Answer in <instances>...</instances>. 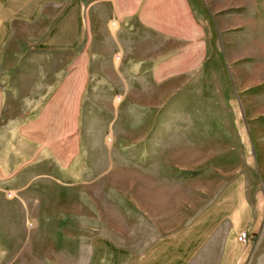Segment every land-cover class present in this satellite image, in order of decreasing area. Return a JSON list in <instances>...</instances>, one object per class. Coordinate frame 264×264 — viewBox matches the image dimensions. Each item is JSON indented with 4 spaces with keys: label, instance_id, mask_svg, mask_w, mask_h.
Segmentation results:
<instances>
[{
    "label": "rangeland",
    "instance_id": "374dc122",
    "mask_svg": "<svg viewBox=\"0 0 264 264\" xmlns=\"http://www.w3.org/2000/svg\"><path fill=\"white\" fill-rule=\"evenodd\" d=\"M193 6L199 27L140 30L170 50L165 65L172 72H122L120 37L112 42L108 35L82 57L81 72H64V85L80 89L79 107L66 102L57 125L48 119L55 129L48 136L63 128L64 140L29 145L48 147L65 168L52 165L46 174L36 167L11 179L0 173L1 240L7 230L18 234L16 258L1 264H59L78 238L83 257L85 242L111 227L129 232L118 237L123 242L147 246L159 230L185 223L159 219L171 207L154 204L161 181L177 180L183 195L191 188L192 208L178 204L177 211L194 214L202 181L211 203L237 176L255 185L264 178V0H193ZM167 31L176 35L163 45ZM35 73L31 81L56 79V72ZM7 99L6 93L0 104L1 164L16 145L8 139Z\"/></svg>",
    "mask_w": 264,
    "mask_h": 264
},
{
    "label": "crops",
    "instance_id": "0c3cea01",
    "mask_svg": "<svg viewBox=\"0 0 264 264\" xmlns=\"http://www.w3.org/2000/svg\"><path fill=\"white\" fill-rule=\"evenodd\" d=\"M194 26L199 27L193 0H0V104L7 93L8 139L16 144L8 163H0V173L8 172L11 179L40 167L37 171L48 174L52 165L55 171H64L57 153L44 146L32 145L31 150L29 142L64 140L63 128L48 136L55 130L48 126L49 118L57 125L65 116L66 102L68 108L80 105V89L64 85V72H81L82 57L90 56L103 36L112 42L111 36L120 37L116 45L122 72H172L165 65L170 50L140 30L154 34ZM175 35L165 32L163 45H170ZM161 51L166 58L158 55ZM202 57L197 53V67ZM29 72H56V79L31 81ZM140 107L137 103L133 108ZM161 182L165 184L157 187L161 191L154 204L163 211L166 205L171 207L168 216L160 211L159 219L185 223L159 230L160 235L142 248L118 239L129 234L123 227L106 228L105 234H93L85 242L83 257L78 238L59 264H264L263 177L255 185L246 176H237L220 187L211 203L208 182L202 181L200 208L194 214L177 211L178 204L184 210L192 208L191 188L185 186L189 193L183 195L177 191V180ZM173 207L176 211L171 212ZM242 232L250 236L247 244L238 240ZM17 235L14 229L7 230L2 242L0 233V264L16 258Z\"/></svg>",
    "mask_w": 264,
    "mask_h": 264
},
{
    "label": "built area",
    "instance_id": "2783aa9c",
    "mask_svg": "<svg viewBox=\"0 0 264 264\" xmlns=\"http://www.w3.org/2000/svg\"><path fill=\"white\" fill-rule=\"evenodd\" d=\"M11 196V194H10ZM239 242L243 243V244H247L248 241L250 240V236L247 232H242L238 238Z\"/></svg>",
    "mask_w": 264,
    "mask_h": 264
}]
</instances>
